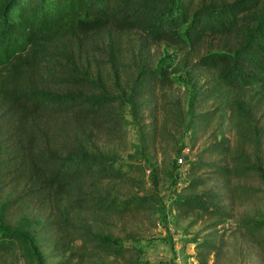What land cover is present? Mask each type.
Returning a JSON list of instances; mask_svg holds the SVG:
<instances>
[{
	"label": "trees",
	"instance_id": "16d2710c",
	"mask_svg": "<svg viewBox=\"0 0 264 264\" xmlns=\"http://www.w3.org/2000/svg\"><path fill=\"white\" fill-rule=\"evenodd\" d=\"M135 32L194 52L191 71L215 73L212 83H193L192 100L209 108L188 123L180 98L167 93L168 71L147 68L127 77L131 109L148 120L140 125L143 153L176 158L191 125L206 129L216 116L233 121L236 143L222 134L204 145L181 196L169 203L177 225L203 223L211 230L191 241L197 264L219 252L224 231L218 227L234 210L264 193V123L255 114L264 97V0H0V184L18 189L2 209L29 210L37 221L35 231L21 224L0 234V264L29 262L28 236L33 241L38 232L53 234L79 263L126 251L95 230L108 218H135L153 198L124 196L118 184L126 174L95 143L124 147L116 109L124 91L107 94L100 65L123 66L125 43ZM209 38L221 39L220 50L200 53ZM251 88L258 98L243 102ZM235 227L264 249L260 210L238 215Z\"/></svg>",
	"mask_w": 264,
	"mask_h": 264
},
{
	"label": "rangeland",
	"instance_id": "374dc122",
	"mask_svg": "<svg viewBox=\"0 0 264 264\" xmlns=\"http://www.w3.org/2000/svg\"><path fill=\"white\" fill-rule=\"evenodd\" d=\"M216 1L232 2L233 0ZM220 43V38H209L199 51L202 54L218 51L221 47ZM127 44L128 52L124 57V65L118 67V70H114L109 65H100L104 72L102 83L107 94L122 95L121 91H124L122 96L124 105L116 108L124 147L121 149L119 144L104 142L95 144L101 153L115 155V167L126 174L124 181L118 184L120 192L124 196H150L153 198V203L135 218H108L105 223L99 225L98 230H95L107 233L125 246L126 251L121 255L98 254L79 263L75 259L71 260L68 247L55 242L53 234L38 232L34 235L33 241L28 236L31 253L29 262L21 261L19 264H56L59 261H70L71 264H197L194 257L195 243L191 241L194 238L205 237L211 230H206L203 223L189 227L188 221H182L177 225L174 221L175 213L173 217L170 212L172 209H168L169 203L181 196V187L186 185L188 180L187 171L190 163L198 158L196 155L204 145L212 142L214 137L219 139L222 134L232 145L236 143L233 121L229 117L218 119L216 116L206 129L196 128V124L191 125L180 139V143L185 148L179 155L184 163L186 162L185 165L177 164L175 156L163 160V156L155 150L143 153L139 141L140 125L141 122L147 123L148 120L145 112L131 109L127 77L147 68H163L168 71L172 88L167 93L180 98L182 111L188 123L194 116L209 108V104L199 106L197 99L192 100L193 83H197V88L201 84L207 85V81L212 83L215 73L214 70L208 69L191 71L187 61L195 62L194 52L180 50L168 43L153 42L140 33H131L125 46ZM135 56L137 61L133 62L132 57ZM257 98V89L251 88L241 99L243 102L253 103ZM255 114L256 117H260V124L264 123V97L260 98V110H256ZM169 144L171 148L173 143ZM260 154L264 170V139ZM210 159H215V156L203 158V160ZM0 185L2 223L0 234L7 227L15 229L21 224L24 227L29 225L30 229L35 231L37 221L32 215L33 212L13 209L12 213H6L2 209L7 199L11 195L14 196L18 189L10 190ZM258 210L260 214H264V193L260 194L259 199H251L244 207L235 209L233 219L218 227L220 232L224 231L223 244L217 254L209 257L208 264H264V249H259L235 227L238 215L243 213L254 215Z\"/></svg>",
	"mask_w": 264,
	"mask_h": 264
},
{
	"label": "built area",
	"instance_id": "2783aa9c",
	"mask_svg": "<svg viewBox=\"0 0 264 264\" xmlns=\"http://www.w3.org/2000/svg\"><path fill=\"white\" fill-rule=\"evenodd\" d=\"M176 162H177V164H179V165H185V164H186V162L184 163L183 158L181 157V155H178V156L176 157Z\"/></svg>",
	"mask_w": 264,
	"mask_h": 264
},
{
	"label": "crops",
	"instance_id": "0c3cea01",
	"mask_svg": "<svg viewBox=\"0 0 264 264\" xmlns=\"http://www.w3.org/2000/svg\"><path fill=\"white\" fill-rule=\"evenodd\" d=\"M168 209L170 210V208H168ZM170 212H171L172 215L175 213L174 210H170ZM173 217H174V215H173ZM162 220H164V218Z\"/></svg>",
	"mask_w": 264,
	"mask_h": 264
}]
</instances>
